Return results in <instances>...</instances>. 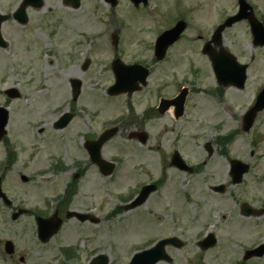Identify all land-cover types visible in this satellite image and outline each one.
Returning a JSON list of instances; mask_svg holds the SVG:
<instances>
[{"label": "flooded vegetation", "instance_id": "1", "mask_svg": "<svg viewBox=\"0 0 264 264\" xmlns=\"http://www.w3.org/2000/svg\"><path fill=\"white\" fill-rule=\"evenodd\" d=\"M40 1L31 0L34 3L26 6L23 12L19 13L22 0L16 2L0 0L1 55L16 58L20 53L29 52L28 48L32 46L30 40L35 39L31 28L40 29V34L46 29L45 23L51 11L45 0H42V4L38 7L34 5ZM75 1L68 0L69 5L66 6L63 0H59L61 8H65V13L56 16L54 25L49 27L53 28L52 31L50 29L44 32V34L48 33L46 36L48 40H54L55 43L58 37L63 36V19L67 15L73 20L70 23L76 24L75 16L83 7V2L79 0V5L74 7ZM105 6L107 12L111 14L107 20L112 22L114 16L112 12L119 7V2L113 7L107 4ZM126 6L124 4L122 9L124 10ZM127 7L131 10L130 15H126L125 12L122 16L118 15L119 30L117 26L113 29L109 28L107 35L101 39L103 46L100 50H95L94 41L91 43L77 41L68 43L66 48L60 42L58 47L51 45L46 51L44 49L42 51L43 54L49 52L48 50L59 53L65 58L66 66L74 67L75 74L84 75L90 72L93 58L99 55V60L102 58L108 61L106 70L111 73V63L117 58L126 64L136 63L149 70L151 67L165 63H169L172 68L174 74L168 77L163 74L160 86L157 84L152 91H146L148 100H145V103L148 107L141 114L144 121H149L158 120L168 113L171 124L176 126L170 129L173 139L167 159L168 166L172 170L173 182L180 183L181 194L170 195L164 199L166 203L164 205L162 202L154 204L150 218L154 264H250L253 262L263 264L264 103L259 104L262 107L256 112L250 124V109L257 104L255 103L257 95L253 92L250 101L249 30H247V53L236 49L233 42L237 35L238 23L223 30L218 46H209L218 59L224 55L220 51L224 49L230 53L236 63L246 66L245 79L241 85V77L236 79L232 77L235 74L238 76L239 68L231 60L221 61V69L227 72L228 79L217 80L214 76L209 56L204 51L212 32L205 36L200 30L197 32L195 30V22L203 13L200 6L186 8L182 4H172L168 7L167 28L173 27L180 20L186 23V28L180 38L165 49L164 55L155 53L156 38L151 42L144 40L133 42L131 39L133 36L127 35L128 32L133 33L131 31L134 28L133 22L139 16L137 12L140 10V7L131 3ZM220 11L218 25L232 16L226 11ZM132 12L137 13V17L132 16ZM82 13L80 14L84 24L81 26L89 24L88 15H91L87 10ZM139 13L141 15V12ZM243 23L247 24L245 21ZM188 30L196 32L190 39V46L185 41ZM115 32L119 34L117 38L113 37ZM79 46L84 47L83 53L77 52ZM103 48L107 58L101 55ZM170 55L173 59L169 60ZM158 56L163 58L158 60ZM182 66L183 68H180ZM178 69H180L179 73L185 75L183 82L174 80ZM152 71L147 83L141 89L120 95L123 102L131 109L129 121L135 117L133 105H136V100L141 102V94L148 88L149 78L154 74ZM76 77L74 79L79 80L78 76ZM203 78H210L212 84L204 83ZM187 81L194 82L195 86L191 85V88ZM168 86L174 89L170 95L159 96L160 88ZM163 100L169 102L162 103ZM136 130L143 131L142 128ZM95 137V135L86 136L85 140H92ZM0 145L3 146L0 154V263L27 264L28 254L19 247V241L23 238L22 231L17 230L15 233L16 222L30 219L34 221L37 216L45 218L54 212L61 215L65 210L72 208L77 184L74 183V175L78 176L79 181L89 168H94L97 172L98 168L90 161L88 152L82 147L84 161L81 165L74 163L73 171L69 169L68 192L57 201V206L50 209L49 213L43 201L44 196H39V200L33 203L36 205L34 209L37 210L33 214L29 197V188L33 179L26 171L28 168L26 163L31 159H24V152L15 148L7 131L0 138ZM59 170H64L60 164ZM178 174L181 176L180 180L176 179ZM165 179L166 177L154 180L153 184L156 188L153 193H159ZM70 195L72 198L68 200ZM242 223L246 224V235L240 233L244 228ZM237 227L240 231L236 229ZM32 240L36 245H41L36 237ZM9 242L12 243V248ZM242 244L246 245L243 253L241 251V254L235 255L233 248L235 246L242 248ZM244 251L248 252L246 259Z\"/></svg>", "mask_w": 264, "mask_h": 264}, {"label": "rangeland", "instance_id": "2", "mask_svg": "<svg viewBox=\"0 0 264 264\" xmlns=\"http://www.w3.org/2000/svg\"><path fill=\"white\" fill-rule=\"evenodd\" d=\"M45 2L51 11L45 23L46 29L40 34V29L31 28L32 36L35 39L34 41L33 39L30 40L32 46L28 48L29 52L20 53L16 58L0 54V104L6 105L11 117L10 124L8 123L6 126V131L11 137V143L16 149L24 152V159H31L29 163H26L28 166L27 174L30 173L34 177L29 188L31 205L39 200V196L44 195L48 199L49 208L55 206L56 199L70 185V173L55 170L56 167L54 168L55 172H51V167L55 166L58 160H61L65 170H68L72 161L83 158L82 148L76 146V141L79 143L82 139L80 136L84 133L97 136L104 128L123 121L120 127L118 126V134L101 149L103 158L118 159L120 163L117 165L113 177H102L94 168H89L82 180H74V183L77 182V184L75 185L76 196L72 208L91 211L99 219L98 224L80 223L74 219L67 220L59 234L39 252L34 240L31 239L32 221L21 220L16 222L15 227V233L17 230L22 231L23 238L19 241V247L28 254L29 261L27 264H64L63 259L60 258L59 249L62 246L74 245H77L79 257L67 262V264H88L91 257L98 254L108 255V253L110 255L108 257L112 261L110 264H127L128 259L133 254L131 250L135 247L144 246L150 241L151 219L148 213L154 209L156 200L162 201L164 205L166 204L164 199L170 195L179 196L181 194L180 183L173 182L172 170L168 166L167 159L170 143L173 139L170 129L176 126L171 124L168 113L158 120L149 121H144L141 115L148 107L145 103V100H148L146 91H152V88L157 84L160 86V79L164 77L163 74L168 77L174 72H172L169 63L152 67L154 74L149 78V86L142 92L141 102L136 100V105H133L135 117L129 121L127 115L130 114L131 110L126 112L123 98L121 96L110 97L105 93L106 87L113 82V75L105 68L108 65L107 60L101 58L102 63L99 67L100 55L94 57L92 70L83 75L75 74L73 66H66L65 58L56 51L48 50L46 55L48 58H40L39 54L40 49L45 50L51 45L58 47L60 42L63 43L64 48L68 46V43L77 42L82 37L80 31L90 34L94 32L95 36L104 35L107 27L113 29L117 26L119 14L122 16V13L125 12L126 15H130L131 10L127 7L129 6L128 1L118 0L119 7L112 12L114 16H112V22H109L107 19L111 14L107 12V6L101 0H82L83 7L75 16L76 24L70 23L73 20L69 15L64 17L63 36L58 37L55 43L54 40H48L46 38L48 33L44 34V32L53 30L49 27L54 25L57 15L61 13L64 15L65 10L61 9L59 0H45ZM250 2L258 8L259 13L264 14V0H250ZM178 3L186 8L187 6H200L203 13L195 22V30L196 32L200 30L203 35L207 36L211 27L218 21L220 10L230 11L232 6H235L236 1L149 0L147 8L150 13L138 14L137 17V13L132 12V16L137 18L133 22L134 28L131 30L133 34L128 32L127 35H133L131 37L133 42L137 40L151 42L155 31H162L168 26L166 19L168 7ZM124 4L127 6L123 10ZM86 10L88 13L91 12V15H88L89 24L81 26L84 24L81 14ZM141 11L144 12L143 9ZM102 19L107 20L105 24H102ZM196 32L194 30L187 31L185 41L188 46L191 45L190 39ZM233 42L236 49L238 48L245 53L248 52L247 31L242 25L237 27V35ZM94 43L96 51L103 46L101 39H96ZM83 49V46H79L77 52L83 53ZM101 52V55L106 57L104 48ZM147 59L143 60L146 62ZM168 59H173V56L170 55ZM74 62L76 63V61ZM176 71L175 82L185 81V75L179 73L180 69ZM76 76H78L82 86L80 97L77 98L79 102L75 101L73 104L69 97L68 80L77 78ZM167 81L169 82V79ZM202 81L206 84H212L210 78H203ZM187 84L190 85L191 81H187ZM249 84L251 101L252 93L258 85L264 84V48L253 50L251 40ZM11 88L18 91L19 97L5 101L7 99L3 91ZM172 89L173 87L170 86L160 88L158 94L163 97L169 96ZM66 111H73V118L67 128L63 131L52 128V121L56 120L60 113ZM39 128H42L40 133H38ZM139 128L148 132L149 135L146 145L141 146L142 148L135 142L127 141L126 138L129 132ZM2 151L3 146L0 145V154ZM164 177H166L165 183L159 193L152 194L146 204L136 208L129 215H120L116 212L115 209L124 201L120 198L121 193L127 192L129 194L130 188L136 182L142 184ZM176 179L180 180L181 176L178 174ZM242 225L244 228L241 231L239 227L236 229L240 231L241 235H246V224L242 223ZM233 249L235 255L241 254L240 246H235ZM128 252L130 253L128 254ZM250 264L260 263L253 262Z\"/></svg>", "mask_w": 264, "mask_h": 264}, {"label": "water", "instance_id": "3", "mask_svg": "<svg viewBox=\"0 0 264 264\" xmlns=\"http://www.w3.org/2000/svg\"><path fill=\"white\" fill-rule=\"evenodd\" d=\"M138 1H140V0H138ZM143 2H145V0H142ZM121 74V73H120ZM118 75V78H121L122 79V76L121 75H119V74H116V76ZM119 83L117 82V85H118ZM113 89H116V87H114ZM114 93H116V92H114ZM15 95V94H14ZM116 129H113V130H110V131H107L106 133H104L95 143H94V146H95V150H96V154H98L99 153V149H100V146L107 140V139H109L110 137H112L115 133H116ZM59 224H60V222H57V221H50V225H49V231H48V233H44V229L42 228V225L43 224H40L39 225V231H41L40 232V236L42 235V236H44V238L42 239V240H46V239H48V237H50L52 234H54V233H56L57 232V230H58V228H59ZM101 258V257H100ZM100 258H97L98 260L100 259ZM100 261V260H99ZM100 264H105V262L102 260L101 262H100Z\"/></svg>", "mask_w": 264, "mask_h": 264}]
</instances>
